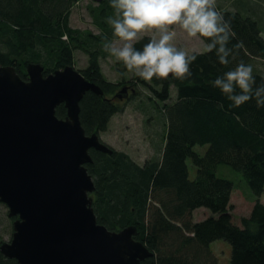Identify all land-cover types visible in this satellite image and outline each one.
Listing matches in <instances>:
<instances>
[{
  "label": "trees",
  "instance_id": "trees-1",
  "mask_svg": "<svg viewBox=\"0 0 264 264\" xmlns=\"http://www.w3.org/2000/svg\"><path fill=\"white\" fill-rule=\"evenodd\" d=\"M77 1L0 0V65H12L28 79L29 63H40L47 75L75 65V52L84 51L89 61L80 70L105 96L87 91L80 102V119L87 133H100L123 109L115 99L121 84L106 77L101 63L110 55L103 50V41L115 39L107 23L114 9L110 0L88 4L98 30L81 29L70 23ZM234 6L217 2V11L236 34L228 46L244 44L234 49L235 59L230 56L228 65L220 64L215 52L194 51L190 55L198 56L188 78L146 81L134 74L127 79L150 90L142 103L147 98L159 108L163 102L166 131L159 155L139 163L115 148L112 154L90 150L93 162L86 166L95 181L91 195L98 221L111 230L136 226L134 237L152 252L143 264H221L212 248L218 239L231 244L230 264H264V203L257 199L241 224L234 222L231 198L236 182L219 176V167L230 165L243 172L255 195L264 192V106L258 107L253 98L233 107L212 83L241 61L253 66L256 86L264 83L262 24L254 14L245 15ZM147 42L145 36L135 46L142 48ZM171 86L176 97L169 101ZM66 114L64 104L59 105L57 115ZM198 145L208 146L204 154L195 150ZM188 159L197 167L195 178L190 177ZM201 207L211 214L195 221L194 211ZM4 241L0 231V246ZM0 264L19 263L0 251Z\"/></svg>",
  "mask_w": 264,
  "mask_h": 264
},
{
  "label": "water",
  "instance_id": "water-1",
  "mask_svg": "<svg viewBox=\"0 0 264 264\" xmlns=\"http://www.w3.org/2000/svg\"><path fill=\"white\" fill-rule=\"evenodd\" d=\"M27 72L23 79L0 65V202L14 219L1 253L19 264H143L152 252L134 237L136 226L111 230L93 207L90 150L114 149L86 133L80 102L90 90L105 96L103 89L74 65L45 75L29 63ZM127 95L126 86L116 93ZM61 104L65 117L57 115Z\"/></svg>",
  "mask_w": 264,
  "mask_h": 264
},
{
  "label": "clouds",
  "instance_id": "clouds-1",
  "mask_svg": "<svg viewBox=\"0 0 264 264\" xmlns=\"http://www.w3.org/2000/svg\"><path fill=\"white\" fill-rule=\"evenodd\" d=\"M114 15L107 17L115 39L103 41V50L115 57L129 72L143 80L169 76L185 79L192 75L190 65L197 54H189L177 47L175 40L179 28L188 37L207 39V51L215 52L220 64L228 65L235 50L244 47L239 41L229 47L235 32L231 22L217 11V0H110ZM145 36L148 42L142 48L135 45ZM233 107L256 99L264 106V83L256 86L253 66L241 61L234 69L218 76L213 82ZM239 90V91H238Z\"/></svg>",
  "mask_w": 264,
  "mask_h": 264
},
{
  "label": "rangeland",
  "instance_id": "rangeland-1",
  "mask_svg": "<svg viewBox=\"0 0 264 264\" xmlns=\"http://www.w3.org/2000/svg\"><path fill=\"white\" fill-rule=\"evenodd\" d=\"M217 0L219 4L223 3L226 8L237 7L243 14H254L262 24V33L264 36V0ZM97 4L94 0H79L74 5L70 23L73 27L81 29H92L97 32V27L92 22L87 5ZM234 4V5H232ZM177 32L175 43L177 47H182L190 53L194 51H206L207 44L201 37L191 38L184 33L179 26H173ZM75 67L84 69L88 65V55L82 51L75 52ZM103 71L108 79L119 82L121 89L127 79L133 77L135 72H129L123 62L118 61L115 57L108 55L101 60ZM264 64L260 65L263 67ZM264 69V67H263ZM127 80V81H125ZM137 93L129 97L125 101H121L123 109L111 118L109 127L106 131L98 133L101 139L112 146L113 149L125 151L139 163L145 160L158 156L159 147L164 144V134L166 129V118L161 110L163 102H160L159 108H154L146 97L151 92L142 84L137 85ZM141 93L139 98H135ZM172 101L176 97L175 87L170 88ZM152 96V95H151ZM208 146H197L195 150L200 154H204ZM189 165L190 177L195 178L197 167L192 159L187 161ZM219 176L230 178L236 182L232 195V212L234 214V222L240 223L243 216L250 214L252 207L257 199L264 203V192L257 196L253 193L249 183L245 179L241 170L235 169L230 165H221L219 167ZM8 206L0 202V231L5 241H10L13 233V218L8 215ZM207 214H211L209 208L201 207L194 211V220L199 221L207 218ZM212 248L219 256L221 264H230L231 259V244L224 240L218 239L213 242Z\"/></svg>",
  "mask_w": 264,
  "mask_h": 264
},
{
  "label": "flooded vegetation",
  "instance_id": "flooded-vegetation-1",
  "mask_svg": "<svg viewBox=\"0 0 264 264\" xmlns=\"http://www.w3.org/2000/svg\"><path fill=\"white\" fill-rule=\"evenodd\" d=\"M124 86H126L127 87V89H128V95L126 96V97H124V98H119V97H117V98H115V99H118L119 101L121 100V101H125V100H127L129 97H131L132 95H134L136 92H137V87L135 86V84H133V83H130V82H126L125 84H124ZM121 89V87H119V89H118V91ZM87 133V132H86ZM87 134H89V133H87Z\"/></svg>",
  "mask_w": 264,
  "mask_h": 264
},
{
  "label": "crops",
  "instance_id": "crops-1",
  "mask_svg": "<svg viewBox=\"0 0 264 264\" xmlns=\"http://www.w3.org/2000/svg\"><path fill=\"white\" fill-rule=\"evenodd\" d=\"M263 34V33H262ZM234 191V190H233ZM232 195H233V192H232ZM231 201H232V198H231ZM210 214H207V217L209 216ZM233 217H234V214H233ZM238 224H241V222L240 223H238Z\"/></svg>",
  "mask_w": 264,
  "mask_h": 264
}]
</instances>
